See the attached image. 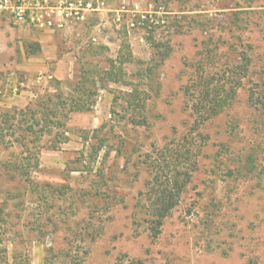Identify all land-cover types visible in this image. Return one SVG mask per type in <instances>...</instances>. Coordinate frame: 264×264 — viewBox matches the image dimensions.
Returning <instances> with one entry per match:
<instances>
[{
  "label": "rangeland",
  "instance_id": "obj_1",
  "mask_svg": "<svg viewBox=\"0 0 264 264\" xmlns=\"http://www.w3.org/2000/svg\"><path fill=\"white\" fill-rule=\"evenodd\" d=\"M78 1L0 0V117L67 95L84 69L103 77L125 43L133 54L125 82L103 78L92 110L71 113L56 139L28 135L27 150L5 131L0 237L10 264H264V112L247 104L246 88L206 126L202 167L160 236L134 224L146 154L192 125L185 91L206 50L231 47L233 59L246 50L264 82V0ZM135 88L149 97L145 109L125 100ZM135 113L146 122L133 124ZM232 126L253 172L229 176L234 159L216 160ZM30 150L21 175L15 165Z\"/></svg>",
  "mask_w": 264,
  "mask_h": 264
},
{
  "label": "trees",
  "instance_id": "obj_2",
  "mask_svg": "<svg viewBox=\"0 0 264 264\" xmlns=\"http://www.w3.org/2000/svg\"><path fill=\"white\" fill-rule=\"evenodd\" d=\"M230 48L226 52H220L217 46L206 50L195 69V74L185 91L192 115L189 131L179 140L169 142L146 154L144 163L147 164L149 177L135 206L134 224L144 225L149 236L153 238L160 236L166 218L178 207L184 193L202 167L204 150L211 139L206 126L226 113L244 88L247 89V104L255 110L264 112L263 76L256 75V65L246 50L232 51L236 55L233 59L227 55L233 50ZM123 49L125 52L119 53L115 60H111V65L104 71L103 77L100 76V70L84 69L67 95L61 91L47 94L26 109L3 113L0 117V142H5L7 135L5 131L9 130H12L14 135L19 132L17 142L27 150L28 135H33L37 139L46 133L56 139L63 133L61 130L66 126L71 113L92 110L103 78L115 83L125 82L124 65L133 62V54L129 44L125 43ZM253 76H257V80ZM141 94L142 91L135 88L125 98L134 111L145 109L149 97ZM138 114H132L131 122L133 124L146 122V119L143 121L136 119ZM26 117L29 121H25ZM231 130V137L221 142L216 160H220V156L224 154L230 155V161L234 159L236 163H233L234 167L229 168V176H235L237 170L255 171L254 155L249 153L243 159L242 151H235L234 143L238 133L234 132V126ZM52 144V147H57L55 140H52ZM31 151L15 165V170L20 171L21 175L29 174L28 167L31 166L33 158ZM10 166L7 165L8 168ZM2 244L3 239L0 237V264H10L7 249L3 248ZM77 264L81 263L78 261Z\"/></svg>",
  "mask_w": 264,
  "mask_h": 264
},
{
  "label": "built area",
  "instance_id": "obj_3",
  "mask_svg": "<svg viewBox=\"0 0 264 264\" xmlns=\"http://www.w3.org/2000/svg\"><path fill=\"white\" fill-rule=\"evenodd\" d=\"M78 4H79V6L81 7V9H85L86 7H91L92 6V4L91 3H87V2H83V1H81V0H79L78 1ZM134 25V24H133Z\"/></svg>",
  "mask_w": 264,
  "mask_h": 264
}]
</instances>
